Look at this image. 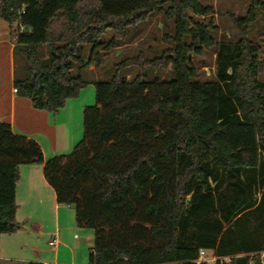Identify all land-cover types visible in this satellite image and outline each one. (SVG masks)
<instances>
[{
    "label": "trees",
    "instance_id": "trees-1",
    "mask_svg": "<svg viewBox=\"0 0 264 264\" xmlns=\"http://www.w3.org/2000/svg\"><path fill=\"white\" fill-rule=\"evenodd\" d=\"M259 9L264 1L252 0L235 19L240 38L218 44L209 81L192 58L215 45L213 23L196 19L214 12L203 0H0L25 62V77L14 79L19 97L58 112L96 88L69 153L45 160L35 139L0 122V237L23 227L19 167L41 163L57 202L94 231L89 264H197L202 249L215 264H264V58L247 37ZM157 13L174 24L172 49L126 58L108 81L84 78L103 63L101 48L120 46ZM132 65L140 69L128 78ZM169 65L171 79L149 78L147 69Z\"/></svg>",
    "mask_w": 264,
    "mask_h": 264
},
{
    "label": "rangeland",
    "instance_id": "rangeland-1",
    "mask_svg": "<svg viewBox=\"0 0 264 264\" xmlns=\"http://www.w3.org/2000/svg\"><path fill=\"white\" fill-rule=\"evenodd\" d=\"M203 3L211 5L214 8V12L207 16H196V19L206 23L210 21L213 23V28L211 31L215 45L210 48H205L201 55H193L192 58L198 69V78L200 80L210 81L216 79V56L218 44L220 42H235L239 40L240 29L235 19L247 15L252 0H203ZM0 20L5 23V21H3L1 18ZM173 34L174 24L172 21L166 20L162 13L152 14L144 22L140 23L137 28L133 29L131 31V35L120 46L111 49L101 48L99 52L103 54V63L99 67L92 63L86 69L84 78L90 81H108L112 78L116 71L115 65L126 58H135L138 55H142L143 58L150 59L160 56L163 51L173 48V43L171 40V36ZM110 36L111 32L109 31L104 38L108 40ZM247 37L260 46L261 55L262 58H264V11L260 9L257 11V19L253 24L250 25ZM88 53L89 48H87V55ZM47 54V48L43 47V57H46ZM16 65L15 72L13 73L11 61L7 51L0 54V86H7L12 83L14 84L12 79H21L25 77L24 60L20 59V57L16 58ZM139 69V66L132 65L125 68L122 74L127 75L128 78H131L139 71ZM147 74L150 79L156 77H160L162 79H171L173 77L172 65H169L164 69L163 67H159L155 72L147 69ZM260 79L264 81V73L261 74ZM95 91V85L93 83L89 84L85 89H83L80 99L86 105H93L95 103ZM6 97V101H3V105H0V117H3V121H9L11 119V99L9 98L8 93L6 94ZM26 101L30 105L29 108L27 106H22L17 110L15 116V132L32 137V139H38L43 145L46 158L48 160L55 155L53 149L59 147L56 145L58 142L57 135L53 131L47 129V121L43 115L44 113H47L33 108L29 98H27ZM33 112H36V115ZM72 116L73 135L75 137L76 143H78L83 138V113L82 111L79 112L74 109ZM36 164L37 165L34 167H38L41 170L40 163ZM18 199L21 203V210L18 213V218L24 219L29 215L30 212L29 207L22 196L21 190L19 191ZM50 210H53V206L51 209V204ZM69 210L70 211L68 212H74L72 209ZM53 224L54 221H52V225ZM84 229L87 231L89 230L91 234H94L93 230L87 228ZM69 231L67 230L65 233L67 237L73 238V235L76 233L80 238H75V240H84L87 243V247L93 245V238H90V240L87 239V237L83 235L82 229L79 227L76 226L74 229ZM52 233L53 232H49L46 235L36 234L38 237V245L44 249L48 255L54 254V252L50 250L52 246L48 244ZM10 250L11 246L4 237L3 253L7 254L10 252ZM63 251L64 255L67 257V249H63L62 252ZM26 257H33V255L26 254ZM206 258L208 259L207 262L209 264H215L216 260L214 257V252H210Z\"/></svg>",
    "mask_w": 264,
    "mask_h": 264
},
{
    "label": "crops",
    "instance_id": "crops-1",
    "mask_svg": "<svg viewBox=\"0 0 264 264\" xmlns=\"http://www.w3.org/2000/svg\"><path fill=\"white\" fill-rule=\"evenodd\" d=\"M5 23L0 20V54L7 51L14 73L17 65L14 54L15 43L11 35L13 28L8 22L5 21ZM16 26L15 24L14 28H16ZM12 82H14L13 79ZM14 88L13 83L7 86H0V105H3V101H6L7 93L11 99V119L9 121H3V117H0V122L10 123L15 132V116L17 110L22 106H27L29 108L30 105L26 101L27 98L19 97L17 92L14 91ZM81 93L79 97L69 99L66 106L58 112L40 110L47 113L43 114L47 121V129L53 131L57 135L58 142L56 141V145L59 147L53 149V152H55L54 156L71 152L77 144L73 135L72 112L75 109L83 113L86 104L80 99ZM33 113L36 115V112ZM35 140L41 145L44 151L42 143L38 139ZM44 158L47 160L45 151ZM35 165L37 164H25L19 167L20 179L16 186V200L18 204L16 220L23 227L15 233L1 235L0 261L11 260L18 262L12 264H25L30 261L43 262L44 264H89V255L94 246V234H91L89 230L87 231L79 227L82 229L83 235H85L87 239L90 240V238H93V245L89 247H87V243L84 240H75V238H80L76 233L73 235V238L67 237L65 234L67 230L69 231L77 226L75 210L71 205L59 204L57 202L53 187L45 179L43 164L40 163L41 170L38 167L35 168ZM20 190L30 212L24 219L18 218V213L21 210V203L18 199ZM50 204L51 209L53 206V210H50ZM69 209H72L74 212H68L70 211ZM52 221H54L53 225ZM49 232H53L50 240L56 238L58 241L56 245H50V240L48 241V244L52 246L50 250L54 252L53 255H48L44 249L38 245V237L36 236V234L46 235ZM4 237L11 246V250L7 254L3 253ZM63 249H67V257L64 255V251L62 252ZM26 254H31L33 257H26ZM0 264L6 263L0 262Z\"/></svg>",
    "mask_w": 264,
    "mask_h": 264
},
{
    "label": "built area",
    "instance_id": "built-area-1",
    "mask_svg": "<svg viewBox=\"0 0 264 264\" xmlns=\"http://www.w3.org/2000/svg\"><path fill=\"white\" fill-rule=\"evenodd\" d=\"M14 91L17 92V89L14 88ZM49 244H50V245H56V244H58V241H57L56 238H54L53 240H50V241H49ZM210 252H211V251H207V250L202 249V250L200 251L199 258L197 259L196 263H197V264H201L202 262H207L208 259L206 258V256H207ZM214 257H215V260L218 259V257L216 258L215 254H214ZM225 259H228V258H225Z\"/></svg>",
    "mask_w": 264,
    "mask_h": 264
}]
</instances>
